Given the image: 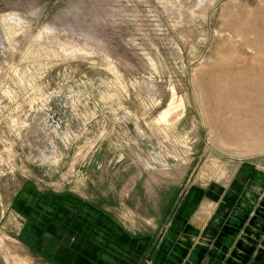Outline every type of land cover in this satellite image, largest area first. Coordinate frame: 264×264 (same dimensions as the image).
<instances>
[{
	"label": "rangeland",
	"instance_id": "obj_1",
	"mask_svg": "<svg viewBox=\"0 0 264 264\" xmlns=\"http://www.w3.org/2000/svg\"><path fill=\"white\" fill-rule=\"evenodd\" d=\"M261 41L264 0H0V264H55L74 198L165 235L137 264H176L225 191L195 249L218 264L264 207Z\"/></svg>",
	"mask_w": 264,
	"mask_h": 264
},
{
	"label": "crops",
	"instance_id": "obj_2",
	"mask_svg": "<svg viewBox=\"0 0 264 264\" xmlns=\"http://www.w3.org/2000/svg\"><path fill=\"white\" fill-rule=\"evenodd\" d=\"M223 194H220L219 200L214 199L217 201L216 209L207 218L206 225L201 230L191 224L192 215L203 208L202 205L205 202L213 200V197L204 196L202 207L200 206L198 211L189 216L187 226L198 229L200 234H203V236H199H202L204 242L198 241V243H194L193 239L198 236L187 237L184 235L182 238L180 237L181 242L178 245L179 247H176L182 253V262L180 264H212L215 253L212 256L204 252L200 254L195 249L206 245L213 247V244L210 245L208 243L210 235L205 233V231L209 229L216 232L221 218L220 212L225 209L227 211ZM228 198L231 201L232 195L229 194ZM44 199L47 201L51 200L48 197ZM74 199L63 200L62 204H68V210L63 209L64 212L59 214L56 211L58 216L66 217L68 215V220L64 221L62 225L69 233L66 235L63 232L60 236L58 234L50 236L51 241L49 238H45L47 242L44 246V251L48 256H53L52 259L49 258L51 262L55 264H137L140 262L139 260L146 256L148 249L153 248V255L158 254L160 251L165 235L162 234V238L160 237L157 241L155 232L144 234L133 232L117 222L100 204L85 199L87 201H85V206H83L81 199L78 202L76 198ZM53 201L51 204L56 205L57 200ZM220 203L224 206L222 209L218 207ZM239 206L240 209L241 206H245V203L242 201ZM257 208H255L254 213L249 215L247 221L243 223L236 237L229 241L227 240L225 244L223 243L227 249L224 252V257L219 262L217 260L218 264H264V207L256 211ZM240 216L244 217L241 213ZM72 220H74V223ZM229 220L234 223H240L238 217L234 218L231 216ZM162 226L165 227V230L169 228V225L167 226L166 224H162ZM259 233L260 235L257 238L256 235ZM58 236L61 241L57 239ZM49 241L50 245L48 244ZM58 241L61 243L60 245L57 244ZM179 252L175 250L173 255L169 256L171 262L174 261L179 264L181 261L177 256ZM152 259H155V257H151Z\"/></svg>",
	"mask_w": 264,
	"mask_h": 264
},
{
	"label": "bare ground",
	"instance_id": "obj_3",
	"mask_svg": "<svg viewBox=\"0 0 264 264\" xmlns=\"http://www.w3.org/2000/svg\"><path fill=\"white\" fill-rule=\"evenodd\" d=\"M261 39V38H260ZM259 42V41H258ZM262 43H264L263 41H261ZM255 43V42H254ZM258 44V43H257ZM261 46V45H260ZM257 51V50H256ZM234 71V70H233ZM228 72H231V71H228ZM232 73V72H231ZM224 74V73H223ZM226 74H227V72H226ZM236 74V73H235ZM234 74V76H238V75H235ZM246 75V74H245ZM224 76H225V74H224ZM230 76V75H229ZM228 77V76H227ZM235 78V77H234ZM259 78V77H258ZM225 79V78H224ZM232 79V78H231ZM243 80V79H242ZM259 80V79H258ZM226 81V80H225ZM224 81V82H225ZM228 82V81H227ZM238 82V81H237ZM220 83V82H219ZM221 83H223V82H221ZM211 86V85H210ZM227 87V86H226ZM229 87V86H228ZM227 87V88H228ZM233 88V87H232ZM241 89V88H240ZM242 90H244V89H242ZM261 90V89H260ZM221 91V90H220ZM249 92V91H248ZM251 92V91H250ZM254 92V91H253ZM213 93V92H212ZM225 93V92H224ZM212 95V94H211ZM222 95V94H221ZM260 96V95H259ZM209 97V96H208ZM227 97V96H226ZM239 97H241V96H239ZM228 98V97H227ZM261 98V97H260ZM235 102V101H234ZM251 102H253V101H251ZM236 103V102H235ZM264 103V102H263ZM236 105V104H235ZM238 105V104H237ZM240 106V105H239ZM250 106H252V105H250ZM245 107H246V105H245ZM242 110V109H241ZM236 112V111H235ZM239 113V112H238ZM233 115V114H232Z\"/></svg>",
	"mask_w": 264,
	"mask_h": 264
}]
</instances>
